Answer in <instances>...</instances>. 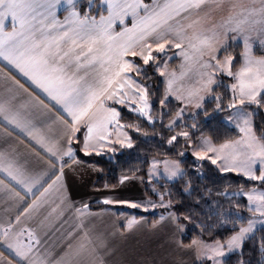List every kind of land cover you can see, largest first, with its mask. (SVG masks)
<instances>
[{
  "label": "snow or ice",
  "instance_id": "obj_1",
  "mask_svg": "<svg viewBox=\"0 0 264 264\" xmlns=\"http://www.w3.org/2000/svg\"><path fill=\"white\" fill-rule=\"evenodd\" d=\"M262 111L264 0H0V193L10 201L0 215V264H116L112 238L145 217L76 207L65 169L85 163L81 153L114 157L139 147L132 131L148 136L141 120L163 150L103 187L139 179L142 195L113 191L101 202L162 209L152 227L166 223L192 264H228L231 254L250 264L243 249L264 227ZM214 113L234 126V138L217 143L200 131L198 117ZM189 148L195 169L207 160L252 183L201 189L193 177L203 173L185 167ZM50 201H59L57 217L65 208L78 217L57 245L44 238ZM189 224L198 232L185 243ZM258 250L264 264V236Z\"/></svg>",
  "mask_w": 264,
  "mask_h": 264
},
{
  "label": "crops",
  "instance_id": "obj_2",
  "mask_svg": "<svg viewBox=\"0 0 264 264\" xmlns=\"http://www.w3.org/2000/svg\"><path fill=\"white\" fill-rule=\"evenodd\" d=\"M173 64L176 61H172ZM128 111L127 108H124ZM81 159L85 163L78 166L75 170L65 169L67 173L68 190L71 193V199L76 202V207H79L80 202L88 203L89 206L94 204H102L101 208H112L117 213L124 212L126 216L145 217L143 221L134 229L124 236L117 235L112 238V242L117 249L116 255L113 257L116 264H123L125 261L133 262V264H172V262L181 258L184 264H192L193 257L187 253L177 251L173 243L168 239V225L162 224L159 227H152L153 221L158 218L163 211L159 208L153 210L149 209L147 212L143 209H134L128 205H104L101 198L105 194L113 192L123 198L139 199L142 195L144 185L140 183L139 179H132L126 182L123 186H118L114 190L105 189L98 186V181L101 178L100 170L97 166L86 161L83 153L80 154ZM91 156V155H90ZM108 156H112L109 154ZM55 200V196L52 197ZM10 203L3 199V194L0 193V215H3V209ZM46 206L47 212H51L50 219L52 224L45 229L49 245H57L61 242L65 233L75 224L78 219L73 210L64 209V214L57 217L56 213L60 211L59 201L56 204ZM99 208V209H101ZM55 209V211H52ZM91 209V208H90ZM99 209H91L98 211ZM161 211V212H160ZM15 208L10 209V213L14 216ZM46 212V214H47ZM158 213L155 219H151L148 214ZM119 220L123 222L125 216H119ZM112 222V213H106L104 216V223L110 224ZM33 223L34 222H30ZM99 224V221H97Z\"/></svg>",
  "mask_w": 264,
  "mask_h": 264
},
{
  "label": "trees",
  "instance_id": "obj_3",
  "mask_svg": "<svg viewBox=\"0 0 264 264\" xmlns=\"http://www.w3.org/2000/svg\"><path fill=\"white\" fill-rule=\"evenodd\" d=\"M237 53L239 52V48H237ZM153 85H155V81H152ZM223 89H221L222 91ZM155 99V97H154ZM175 103V102H174ZM211 103V102H210ZM156 108H159V105H156ZM124 117L126 120L130 122L136 121V116L134 114H130L129 111H123ZM223 113H214L210 115L208 118L203 117L201 115L198 117L200 122V131L205 135H209L214 138V140L219 143L227 138H234L238 131L226 125L221 116ZM261 119H264V112L262 111L260 115L255 117V123L260 126ZM143 127L148 129V136L144 137L142 134L135 133L132 131L133 137L136 139L139 147H134L133 149H122L120 152L116 153L115 156H111V158H107L108 156L100 155V156H87L86 161L94 164L98 167L101 173V178L98 181V186H104L105 183L114 184L116 183L117 178L122 174H128L127 170L130 168H139L142 167L141 161L145 159V157L155 155L157 151H162L161 148V138L156 135L155 132L152 131L151 128L143 121H139ZM186 122L188 124L192 123L191 117L186 118ZM159 131V124H157L156 132ZM200 133L197 132V135ZM167 147V146H164ZM185 167L189 172H202L203 175L200 177H193L194 182L201 189L205 186L211 187L214 190L217 188L223 189L224 186H228L229 191H235L236 188L240 185H244L248 182L247 178L237 174V173H218L216 168L207 160L203 161V167L201 169H195L194 161L190 158H184ZM258 186V183H257ZM187 200V198H185ZM233 199H240V197H233ZM103 207L102 204H94L91 205V209H99ZM181 210L184 209L183 204H177ZM162 210V209H161ZM161 212V211H160ZM158 213L148 215L151 216V219H155ZM198 229H195L191 224L188 225L186 230L183 233V239L185 243H187L196 233ZM264 236V227H260L256 230L255 236L253 239H249L245 247L243 249V258L250 262V264H261L262 257L258 250V242L260 238ZM238 259L237 254H233L227 257L228 264H236V260Z\"/></svg>",
  "mask_w": 264,
  "mask_h": 264
},
{
  "label": "rangeland",
  "instance_id": "obj_4",
  "mask_svg": "<svg viewBox=\"0 0 264 264\" xmlns=\"http://www.w3.org/2000/svg\"><path fill=\"white\" fill-rule=\"evenodd\" d=\"M264 112V111H263ZM190 117V114L189 113H186L185 114V118H189ZM221 119H222V121L226 124V125H228L229 127H233L234 128V126H231V125H229L226 121H224L223 120V115L221 116ZM184 158H190L191 160H193V161H195V157H193L192 155H191V149L189 148V149H187V151H186V154H185V157ZM214 166V165H213ZM215 167V166H214ZM240 175V174H239ZM242 176V175H241ZM258 187H259V185H258ZM245 200H246V198H244ZM260 227H262V226H260V225H258L257 226V229L258 228H260ZM231 255H233V254H231ZM230 256V255H229Z\"/></svg>",
  "mask_w": 264,
  "mask_h": 264
},
{
  "label": "water",
  "instance_id": "obj_5",
  "mask_svg": "<svg viewBox=\"0 0 264 264\" xmlns=\"http://www.w3.org/2000/svg\"><path fill=\"white\" fill-rule=\"evenodd\" d=\"M107 158H111L110 156H108Z\"/></svg>",
  "mask_w": 264,
  "mask_h": 264
}]
</instances>
